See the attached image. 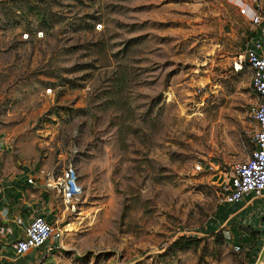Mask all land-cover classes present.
<instances>
[{
	"label": "rangeland",
	"instance_id": "rangeland-1",
	"mask_svg": "<svg viewBox=\"0 0 264 264\" xmlns=\"http://www.w3.org/2000/svg\"><path fill=\"white\" fill-rule=\"evenodd\" d=\"M255 10L264 0H0L8 161L70 162L83 186L32 264H251L257 245L264 264V233L224 221L222 200L251 149L256 95L236 63Z\"/></svg>",
	"mask_w": 264,
	"mask_h": 264
},
{
	"label": "built area",
	"instance_id": "built-area-1",
	"mask_svg": "<svg viewBox=\"0 0 264 264\" xmlns=\"http://www.w3.org/2000/svg\"><path fill=\"white\" fill-rule=\"evenodd\" d=\"M250 21L254 32L245 40L237 63H246L250 70V84L256 95L255 105L251 109L254 131L248 155L230 164L222 182L223 203L230 205L238 203L247 192L254 196L264 194V16L259 10H255ZM23 33L28 37V32ZM42 34V30L36 31V36ZM5 150L6 141L0 137V156ZM213 166L210 162L204 164L207 169H213ZM204 167L202 162L195 164L197 170ZM8 181L10 180L6 183L2 181L3 189L12 190L14 185H22L24 188L40 187L45 196L53 197L61 204L62 212L78 204L83 194V186L79 182L76 168L70 162L61 168L40 167L36 171L30 170L19 180L20 184ZM26 206L28 212L20 213L12 220L0 216V237H8L6 247L11 249L12 261L30 252L33 253L32 262L34 259L43 258L59 247L62 240L63 230L57 221L58 216L54 213L58 206L55 211L48 210L43 201H35L33 205L26 202ZM250 229L264 232L259 227L251 226ZM234 247L239 249L240 245L235 244ZM259 250L254 249L251 252V264L257 263L259 256L255 255Z\"/></svg>",
	"mask_w": 264,
	"mask_h": 264
},
{
	"label": "crops",
	"instance_id": "crops-1",
	"mask_svg": "<svg viewBox=\"0 0 264 264\" xmlns=\"http://www.w3.org/2000/svg\"><path fill=\"white\" fill-rule=\"evenodd\" d=\"M8 155L3 151L0 156V216H4L8 220H12L20 213H27L26 202L33 205L35 201H43L48 210L55 211L58 206L57 200L53 197L48 198L45 196L40 187L24 188L14 185V189H3V183L8 182L18 183L21 181L27 172L30 170L36 171L40 166L34 169L30 166L21 164L18 160L17 165L12 161H8ZM26 197V198H25ZM227 207L226 217L224 221H232L236 226L242 225L243 227H259L264 230V194L262 196H254L252 193L247 192L243 195L242 199L230 205L223 203ZM8 237H0V264H32L33 253H27L19 258L11 260L13 255L11 249L6 247ZM4 245V246H3Z\"/></svg>",
	"mask_w": 264,
	"mask_h": 264
},
{
	"label": "trees",
	"instance_id": "trees-1",
	"mask_svg": "<svg viewBox=\"0 0 264 264\" xmlns=\"http://www.w3.org/2000/svg\"><path fill=\"white\" fill-rule=\"evenodd\" d=\"M225 217V216H224ZM254 231H256V232H258V230H254ZM264 233V232H263ZM256 250H258L259 249V246L257 245V247L255 248Z\"/></svg>",
	"mask_w": 264,
	"mask_h": 264
},
{
	"label": "bare ground",
	"instance_id": "bare-ground-1",
	"mask_svg": "<svg viewBox=\"0 0 264 264\" xmlns=\"http://www.w3.org/2000/svg\"><path fill=\"white\" fill-rule=\"evenodd\" d=\"M236 66H237V67H240V65H239L238 63H236Z\"/></svg>",
	"mask_w": 264,
	"mask_h": 264
}]
</instances>
